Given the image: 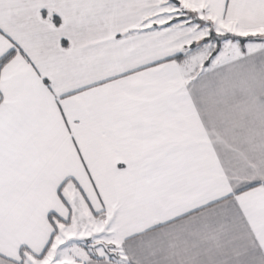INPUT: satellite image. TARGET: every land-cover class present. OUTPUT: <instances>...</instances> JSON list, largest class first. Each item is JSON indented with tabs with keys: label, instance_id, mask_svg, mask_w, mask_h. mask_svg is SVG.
I'll return each instance as SVG.
<instances>
[{
	"label": "snow or ice",
	"instance_id": "1",
	"mask_svg": "<svg viewBox=\"0 0 264 264\" xmlns=\"http://www.w3.org/2000/svg\"><path fill=\"white\" fill-rule=\"evenodd\" d=\"M0 264H264V0H0Z\"/></svg>",
	"mask_w": 264,
	"mask_h": 264
}]
</instances>
